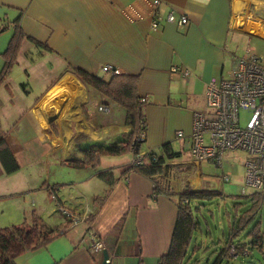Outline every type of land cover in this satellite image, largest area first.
Here are the masks:
<instances>
[{
  "label": "crops",
  "instance_id": "1",
  "mask_svg": "<svg viewBox=\"0 0 264 264\" xmlns=\"http://www.w3.org/2000/svg\"><path fill=\"white\" fill-rule=\"evenodd\" d=\"M138 1L0 0V37L10 31L7 43L14 25L21 32L15 61L0 83V227L31 216L49 227L66 224L44 246L23 251L15 264H102V249L104 264H154L170 242L176 194L203 189L199 171H186L178 185L172 166L181 149L189 151L191 113L206 111V82L228 77L236 57L262 59L256 42H264V0H160L161 16L171 11L187 21L179 26L162 20L156 29L147 17L131 21L124 13ZM104 65L136 76L137 95L145 99L137 152L163 159L153 175L127 169L131 151L125 163L109 154L95 166L69 163L114 129L87 111L88 90L102 97L69 67L106 78ZM121 125L116 141L128 130ZM153 179L174 194L153 191ZM59 207L78 221L70 224Z\"/></svg>",
  "mask_w": 264,
  "mask_h": 264
},
{
  "label": "trees",
  "instance_id": "2",
  "mask_svg": "<svg viewBox=\"0 0 264 264\" xmlns=\"http://www.w3.org/2000/svg\"><path fill=\"white\" fill-rule=\"evenodd\" d=\"M14 28L10 39L0 53L3 59L0 67V83L12 67L20 44L21 32L17 30L16 25H14ZM2 30L3 27H0V31ZM69 71L84 86H90L97 90L102 97L100 101L102 104L112 101L122 107L124 110L123 124L128 127L127 131L119 134L117 141L109 143L106 147L84 148L82 149V157L69 163L77 167L84 164L95 166L100 155H118L130 151V149L137 152L141 143V139L137 140V137L144 130V120L141 113V106L144 102L138 101L136 76L109 73L108 77L102 78L78 67H69ZM2 140L0 136V144H2ZM142 158L141 164L137 166L128 165L127 169L139 171L146 175H153L161 170L163 159L157 156L155 152L147 151L142 154ZM152 181L153 191L164 192L166 195L174 194L169 191L167 185L159 183L157 179ZM49 192L51 193V191ZM207 194L208 192L203 189L196 192L183 191L176 194V218L170 242L167 250L158 256L154 264H182L191 233L197 225V219L193 216L189 199H204L205 196H208ZM248 196L250 207L239 217L237 225L228 224L229 242L234 245L238 252L237 254H243L244 249L248 250V246L258 252L259 256H257L256 262L254 261L255 259L253 261L249 260L246 261L247 264H264V227L260 229L259 221L255 220L253 222L252 220L255 215V209L259 206L258 202L261 201L264 204V192L254 190ZM250 220L253 223L245 233L244 239L246 240L233 243L231 238L236 236L239 230L244 228ZM64 227L62 224H57L53 227L42 225L34 216L30 217V221L23 219L18 224L0 227V264H15L16 258L23 251L34 250L44 246L60 234ZM226 253L224 248L220 249L212 264H219V261L226 257ZM231 264H243V262Z\"/></svg>",
  "mask_w": 264,
  "mask_h": 264
},
{
  "label": "built area",
  "instance_id": "3",
  "mask_svg": "<svg viewBox=\"0 0 264 264\" xmlns=\"http://www.w3.org/2000/svg\"><path fill=\"white\" fill-rule=\"evenodd\" d=\"M160 0H139L137 4L122 8L129 20L135 21L148 18L149 27L156 29L161 21L182 26L186 23L183 15L175 16L168 11L161 16L158 11ZM141 9H140V7ZM241 26V24H238ZM102 71L117 74L118 70L104 65ZM176 70V67L171 68ZM182 74L187 70L182 69ZM139 102H145L143 97ZM204 103L206 111H193L190 119L189 153L194 161L208 160L219 164L225 151H242L247 155L243 165V183L250 188L264 192V64L261 59L247 53L233 60V68L226 78H210L204 89ZM247 108L249 116L244 124L239 125L238 109ZM98 110H107L105 106H98ZM177 137H183L181 131L175 132ZM143 131L137 140L142 139ZM132 152L129 165L141 164L143 158L138 152ZM227 180L226 175L222 176ZM52 193V188H50ZM74 224L78 218L67 210L59 207ZM93 239L92 232L89 234ZM99 244L94 242L91 248ZM108 262V259H105Z\"/></svg>",
  "mask_w": 264,
  "mask_h": 264
},
{
  "label": "rangeland",
  "instance_id": "4",
  "mask_svg": "<svg viewBox=\"0 0 264 264\" xmlns=\"http://www.w3.org/2000/svg\"><path fill=\"white\" fill-rule=\"evenodd\" d=\"M9 35L10 31H7L0 37L3 38L2 42H0V52L4 49L6 43L4 42L5 37ZM256 43V49L262 57L261 60L264 64V42ZM1 62L0 58V66ZM88 92L90 101L86 108L87 111L94 115L93 118H95L100 125H110V128L112 126V128H114L113 131L110 129V131L106 133L109 137L108 140L105 141L103 138L104 136L100 135V140L98 144H96V147H106L109 143L116 141V133L120 130L116 131L115 128L117 126H122L121 123L124 117V110L112 101L107 102L108 111L97 110L96 106L100 101L94 98V96L92 97V95H95L94 91L88 90ZM100 104L105 105L102 103ZM204 108H202V110ZM249 113L250 110L247 108L238 109L239 125L244 124ZM180 152V162L172 166L176 174H179L177 184L180 185L182 182L181 179L185 176L184 174L186 171L188 173L199 171L204 181L203 190L208 192V196L204 197L205 200L189 199V205L192 209L193 216L197 219V225L195 230L191 233V238L186 248L182 264H212L220 249L223 248L227 253L226 257L219 261V264L239 262L247 264L246 261H253L254 259L256 262L257 256H259L256 250L248 246L249 251L244 249L243 254H237L238 252L234 245L229 242L228 236V224L233 223L234 226L237 225L236 223H238L239 217L250 207L248 194L254 191V189L243 183V165L247 155L239 150L225 151L221 157L220 163L214 164L205 159L197 160L196 162L198 163H194L188 150L181 149ZM129 156L130 152H125L116 155L115 159L125 163L127 159L129 160ZM101 159L103 160V158ZM223 175H226L227 180L222 179ZM258 205L252 220L253 222L255 220L259 221V227L263 229L264 204L260 201ZM43 219L47 221V218ZM49 220L54 221L52 217L49 218ZM59 220L61 221L60 216ZM253 222L250 220L244 228L239 230L236 236L231 238V241L236 243L237 241L246 240L244 239L245 233ZM61 224L63 227L66 226L65 223Z\"/></svg>",
  "mask_w": 264,
  "mask_h": 264
},
{
  "label": "water",
  "instance_id": "5",
  "mask_svg": "<svg viewBox=\"0 0 264 264\" xmlns=\"http://www.w3.org/2000/svg\"><path fill=\"white\" fill-rule=\"evenodd\" d=\"M101 253H102V264H104L105 259H107V253H106L105 249H102Z\"/></svg>",
  "mask_w": 264,
  "mask_h": 264
}]
</instances>
